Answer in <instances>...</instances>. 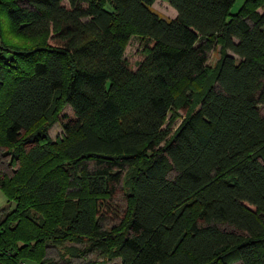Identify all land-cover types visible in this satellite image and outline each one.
I'll list each match as a JSON object with an SVG mask.
<instances>
[{"label":"trees","instance_id":"obj_1","mask_svg":"<svg viewBox=\"0 0 264 264\" xmlns=\"http://www.w3.org/2000/svg\"><path fill=\"white\" fill-rule=\"evenodd\" d=\"M155 1L0 0V264H264V0Z\"/></svg>","mask_w":264,"mask_h":264},{"label":"rangeland","instance_id":"obj_2","mask_svg":"<svg viewBox=\"0 0 264 264\" xmlns=\"http://www.w3.org/2000/svg\"><path fill=\"white\" fill-rule=\"evenodd\" d=\"M241 0H235L234 2V6L233 9L237 10L238 9V5L240 4ZM238 6V7H237ZM152 10H154V12H156L157 14H159L160 16L164 17L165 19H171L176 15V11L174 8H172L169 4H168V0H156L155 3H153V5L151 6ZM10 40H12L13 42H27L29 39L27 37H24L22 35H11L9 37ZM31 41L34 43L36 41H38V38H32ZM125 56L132 61L133 63L135 61H138L139 59V50H140V46H139V41L135 36H132L126 43L125 46ZM219 56L218 53V49H214L213 51H211L209 53V58H208V64L210 66H213L214 63L216 62L217 58ZM185 82L179 83L176 87V90L180 89ZM194 85V89L196 92L200 91L202 85H200L199 83H195ZM65 112H70L68 106H63L60 107V109L58 110V116L60 119V116L65 113ZM182 113L180 110H176L173 111L168 119H171L172 122V127L171 129L173 130L179 123L180 120L182 118ZM49 135L51 136L52 139H56L58 137H61L63 135V131H62V127L60 124V121H56L54 122L49 130ZM6 172L8 174L12 173L11 168H5ZM124 183V182H123ZM122 183V191L118 190L117 194H116V200L120 203V205L122 206V208L124 207V205L129 202L128 199V185L127 184H123ZM119 189V188H118ZM6 197L5 194L3 193V191L0 189V208L4 207V205L6 204ZM119 218L113 220V221H108L106 220L103 223L104 228H107L109 230H111V228H113L111 225H115V226H119L120 221L118 220ZM114 226V227H115ZM110 233H114V232H110ZM112 237H108V241L110 243V245L112 244ZM67 245H75V247H77L79 255L77 257H73L68 255V257L66 258V260H62L60 259L59 255H58V251L61 250L63 251L61 248L59 247H50L47 250V256L51 257L53 260L57 261V264H119L120 260L117 257H113L111 255L112 252V248L111 246L107 249V253H101L102 250L100 249H91V251H87L85 250L86 247H84L85 242L81 244H70L67 243ZM26 264H36L34 261L32 260H27Z\"/></svg>","mask_w":264,"mask_h":264},{"label":"crops","instance_id":"obj_3","mask_svg":"<svg viewBox=\"0 0 264 264\" xmlns=\"http://www.w3.org/2000/svg\"><path fill=\"white\" fill-rule=\"evenodd\" d=\"M242 1H243V0H241L240 4L242 3ZM240 4H239V5H240ZM239 5H238V6H239ZM232 10H234V9L232 8Z\"/></svg>","mask_w":264,"mask_h":264}]
</instances>
